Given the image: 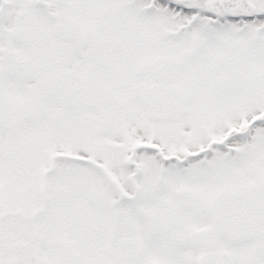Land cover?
<instances>
[{
    "label": "snow or ice",
    "instance_id": "1",
    "mask_svg": "<svg viewBox=\"0 0 264 264\" xmlns=\"http://www.w3.org/2000/svg\"><path fill=\"white\" fill-rule=\"evenodd\" d=\"M0 264H264V0H0Z\"/></svg>",
    "mask_w": 264,
    "mask_h": 264
}]
</instances>
